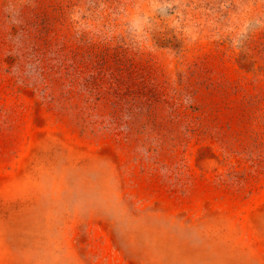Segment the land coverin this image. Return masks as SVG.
<instances>
[{
  "label": "rangeland",
  "instance_id": "374dc122",
  "mask_svg": "<svg viewBox=\"0 0 264 264\" xmlns=\"http://www.w3.org/2000/svg\"><path fill=\"white\" fill-rule=\"evenodd\" d=\"M0 264H264V0H0Z\"/></svg>",
  "mask_w": 264,
  "mask_h": 264
}]
</instances>
